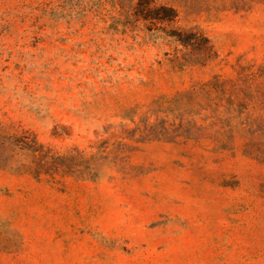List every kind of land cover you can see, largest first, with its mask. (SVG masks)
I'll return each instance as SVG.
<instances>
[{"label": "rangeland", "instance_id": "1", "mask_svg": "<svg viewBox=\"0 0 264 264\" xmlns=\"http://www.w3.org/2000/svg\"><path fill=\"white\" fill-rule=\"evenodd\" d=\"M0 264H264V0H0Z\"/></svg>", "mask_w": 264, "mask_h": 264}, {"label": "trees", "instance_id": "2", "mask_svg": "<svg viewBox=\"0 0 264 264\" xmlns=\"http://www.w3.org/2000/svg\"><path fill=\"white\" fill-rule=\"evenodd\" d=\"M146 10L148 12H151V11H167L168 13H154L153 16H151V18H154V19H157V20H160V21H172V20H175V18L177 17V12L175 11V9H173L172 7H167V6H161L159 8H149V7H146ZM148 16V15H146ZM174 36L177 37V39L182 42V43H187L183 38V33L181 32H178V33H175L173 34Z\"/></svg>", "mask_w": 264, "mask_h": 264}]
</instances>
